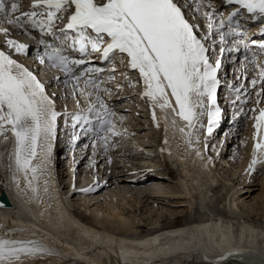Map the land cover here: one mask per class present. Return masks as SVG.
<instances>
[{
    "label": "bare ground",
    "instance_id": "obj_1",
    "mask_svg": "<svg viewBox=\"0 0 264 264\" xmlns=\"http://www.w3.org/2000/svg\"><path fill=\"white\" fill-rule=\"evenodd\" d=\"M218 1L220 7H224L222 1ZM0 27H10L14 31L13 27L7 23H1ZM1 35L2 32H0V40ZM14 49H16L15 46ZM24 59L22 60L23 66L33 72V60L31 58ZM54 72L55 70L52 72L44 71L41 76L45 79H51L52 76H55ZM36 77L41 81L38 76ZM61 81L62 79H60ZM66 85L69 86V89H66V95L68 94L67 98L70 99L74 96L73 88L71 83H66ZM45 91L54 101L55 107L60 104V102L58 103L60 97L54 96L55 91L53 92L51 89L53 95L47 89ZM259 91H261V86L257 82L252 88L246 85L241 92H233L232 94L234 97L242 95L243 102L240 103V106L235 105L236 110H238L237 114L240 108L245 110L244 102H249L251 98L256 109L251 121L248 122L250 128L248 136L251 140L248 150L244 151L245 156L243 158H241L242 156L238 157L237 153L230 158L232 161L236 159V164L243 169L241 171L244 178H240L239 183L248 180L250 184L253 181L251 177L256 176V168L263 167L264 169V152L256 149V156H253L256 143L263 141L264 138V130L258 134L254 127L256 123L254 117L259 115L258 109L262 107V104L256 103L257 100H260V97L256 95ZM172 98L169 90V100L172 101ZM68 105L71 109H76L78 107L77 100L74 99L70 104L67 102ZM205 105L204 113L207 111V100H205ZM60 112L58 116L59 119H62L63 116L60 115ZM161 115L169 130L166 132L167 152H163L164 158H159L160 160L157 158L152 163L154 168L156 166L164 167L158 171L159 173L147 171L140 166L141 161L131 157L124 158L125 156L122 160L124 165L114 167L116 156L112 144L109 145V141H107L108 147L105 148L103 140L98 143L92 141L90 144V139L86 141L82 138L77 142L78 144L69 148L70 154L68 156L72 157L76 153H80L79 150L82 151L85 148L91 149L92 156L87 160L86 167H88V172L91 175L88 174L91 177L89 182L93 181L89 186L83 184L82 179L76 181V178L73 179V166L69 165L72 176L69 181L70 186L68 185L65 192L63 191L64 186H61L60 170L58 171V162L62 160L59 159L58 155L66 147L65 145L60 146L53 140L50 164L36 182L39 189L38 193L33 194L31 191L25 190L23 178H20L19 187L14 182L13 137L8 133L6 141L0 138V195L5 191L14 205L11 208L0 207V216L7 219L15 214L17 217L12 219L13 225L5 224L6 221L4 220V225L0 224V230L8 237L7 239L36 241L47 250L43 254L23 257L20 264H184L189 261L188 264H212L217 262L215 260H219L217 257L224 259L230 257V261L222 264H264V175H260L259 181L263 185L260 188V194L250 201L251 211L257 216L260 224H255L258 222H255L256 217L252 216L254 221L251 219L252 217H249L251 216L250 212L245 215L240 210V204L245 202L240 199L238 192L235 191L236 186H232L226 193L224 207H226L228 214L210 211L212 187L219 183L217 172L214 169V166L217 165L215 156H210L203 163L195 160L191 154L192 148L186 142L176 140L177 137L185 139V134L178 130L177 120L179 118L174 115L172 107L163 109ZM131 116L134 117V115ZM63 118L64 123L69 121V115L66 114ZM203 118L204 114L198 117L195 128L190 129L192 138L198 136V129L201 127L199 124ZM125 123L126 126L132 128L131 122ZM139 123L141 125L133 126L132 131L129 132L137 138L146 136L144 133L147 131V128L142 126L141 122ZM236 131L230 133L231 135L235 134L232 138L237 135L238 129ZM76 135V131H74L73 136L75 138ZM221 142L222 140H216L212 150L221 151L222 147L226 145L225 141L224 144ZM227 149L224 152L227 153ZM96 152H98L97 155ZM201 153L202 155L205 154L204 148L201 149ZM81 155L80 153L78 156ZM98 155H101V158H98ZM197 156L201 157L200 154ZM226 157L221 155L220 158L223 161ZM146 158L144 157L142 160ZM254 158L257 163L252 165ZM94 160H98V163L101 162V164L106 163L104 169L107 171L111 166L113 167L105 180L98 173L101 169H94L97 165ZM147 162L145 160V163ZM124 168L131 170L132 173L128 174V170L126 172L122 170ZM113 170L115 173H112ZM253 170L255 171L253 172ZM251 172L253 175L249 177ZM204 175L211 178L208 179ZM153 183L158 190L151 188ZM165 186L177 188L174 193L177 192L182 197H186L185 201L189 202L190 206L195 205L199 211L207 213L208 216L199 217V219H184L180 211H172L166 209L165 205H160L162 200L166 201L170 197L165 191ZM131 187L133 189L147 187L144 197L135 196L134 204L131 202L132 194H128L129 190L125 191ZM45 188L47 191L44 190ZM161 189L163 191H160ZM160 192V195L165 196L157 195ZM84 197L86 198L84 199ZM95 197L98 200L92 202ZM101 197H103L102 200H99ZM246 197H250V195H246ZM142 198H145V202L153 203V206H149L148 212H150L146 216L143 212L144 205L138 211ZM156 205L157 209L155 208ZM91 206L94 208L90 209ZM254 207H258V210H255ZM132 208L136 209L132 210ZM128 213L133 215H127ZM84 221L94 227L87 225ZM182 226L185 227L174 229ZM146 227L149 228L147 231L144 229ZM64 252L74 255L80 260L71 258Z\"/></svg>",
    "mask_w": 264,
    "mask_h": 264
},
{
    "label": "snow or ice",
    "instance_id": "obj_2",
    "mask_svg": "<svg viewBox=\"0 0 264 264\" xmlns=\"http://www.w3.org/2000/svg\"><path fill=\"white\" fill-rule=\"evenodd\" d=\"M227 2L239 5L240 9H246L248 13L264 15V0ZM238 12L239 9L233 11L228 16V21ZM205 15L208 16L209 32L199 35L198 26L190 24L185 18L181 0H100L99 3L96 0H35L30 10L25 12L20 11L18 0H0V20L13 27L24 30L39 28L41 33L56 37L55 22L67 21L66 26L59 29L63 47L45 44L51 51L45 52L40 57V62L45 63L47 57L49 66L58 68L66 77L77 82L83 79L84 89L81 94L89 87L99 91V84L94 79L86 78L88 73L95 70L89 69L88 73L83 74L74 71L75 67L86 61L71 59L72 51H78L82 55L100 52L105 60L115 58L118 54H126L131 69L139 71L145 86L143 95L165 109L171 106L170 90V95L175 100L172 110L187 122L189 128H195L198 117L204 114L205 100L209 106L214 104L219 83L216 73L220 60L212 62L209 54L214 50L205 44L216 21L212 14L206 12ZM224 28L225 22L221 19L216 27L221 44L226 42L227 36L234 34L231 27L227 32L223 31ZM69 31L73 33L71 37L68 35ZM0 32L5 36L10 35L7 27H0ZM7 44L15 46L17 52L26 47L13 39H8ZM102 45L106 47L101 48ZM259 47L264 50V43ZM223 51L225 49L221 47L220 52ZM258 80L261 91L256 95L262 97L264 63L259 65ZM258 80L253 79L252 85L255 86ZM76 87L74 84L73 91ZM91 95V92H87L88 99H91ZM96 103L100 108H105L99 95ZM256 103L259 105L261 100ZM93 109L95 104L90 105L89 111ZM258 111L259 115L254 117V127L259 134L264 130V107ZM218 112L219 109H216L217 114ZM96 114L99 118V110H96ZM58 115L54 101L47 95L44 85L37 77L11 56L0 51V138L6 141L8 133L14 138V182L19 187L20 178H23L25 190L33 194L38 193L36 182L51 161ZM208 115L211 123L213 113L209 111ZM80 119V116L76 117L77 121ZM83 119L88 123V117ZM101 129L104 135L99 138L107 148L108 134L117 133L109 119L101 120ZM187 136L186 143L191 147L192 133L188 132ZM198 139L197 137V141ZM256 149L264 152V141L256 143L254 157ZM256 163L254 158L252 165ZM44 190L47 191V188ZM45 251L47 250L36 241L0 239V264H20L22 257L43 254Z\"/></svg>",
    "mask_w": 264,
    "mask_h": 264
},
{
    "label": "rangeland",
    "instance_id": "obj_3",
    "mask_svg": "<svg viewBox=\"0 0 264 264\" xmlns=\"http://www.w3.org/2000/svg\"><path fill=\"white\" fill-rule=\"evenodd\" d=\"M202 20L205 21V16L202 17ZM7 28H9V30H11L10 31L11 34L9 36H12V38L14 40H17L18 36L15 35L16 34L15 31H13L10 27H7ZM16 57H18V59L20 61L25 60L24 55H16ZM58 100H59L58 103L59 102L62 103L66 99L65 98L63 99L62 97H60V99H58ZM69 102L71 103L70 99H69ZM251 104H252V102H249L246 107L249 108L251 106ZM250 115H251V111H246L245 113H243L242 117L239 118L238 123L236 124V127L238 129L237 135L233 138H232V135H230V137L227 140L228 143H226V145H224V147H223V151H225L228 147V149H227L228 152L222 153V155L227 156V157L225 159H223V161H222V158H220L218 163L216 162L217 165H215L216 167H214V168L216 169V172H217V175L219 178V183L217 186L212 187V198L210 201V208H211L210 211H213L215 213L216 212L222 213L224 215L228 214L226 207H224V205L226 203V201H225L226 193L232 186H236L235 191L238 192L240 199L244 200V202H245V203L240 204V210H242V212H244L245 215H247V212H250L251 216H249V217H252V216L254 218L256 217L255 222H257L258 218L251 211L252 205H250L251 204L250 201L252 199H254L255 197H257L261 192L260 188L263 185H262V183H260L259 180L261 179V176L264 175V173H263L264 169H263V167L256 168L257 169L256 176L251 177V175H253V172L255 170H253V172H251L249 174V177H251V180H253V181H251L250 184L248 183V180H246L243 183H239V179L244 178V175H242L243 169H242V167L240 168V165L236 164V162H235L236 159L234 161H232L230 159L232 156L234 157L237 153H238V157L242 156L241 158H243V156H245L244 151L246 149L248 150V146H250V143H249L250 137L248 136V133L250 131V128L248 127V122L251 121V120H249ZM139 117L142 118V120H141L142 122L150 125V119L148 117H146V118L141 117V116H139ZM138 124H140V123L138 122ZM142 125H143V123H142ZM150 127H152V126L150 125ZM126 129L131 130L132 128H126ZM146 130L147 131L144 134L147 136H152L151 138L148 137L147 140H149L151 142H155L157 134H158L156 132V130L154 128L153 129L147 128ZM243 139L245 142L243 141ZM245 143H246V145H245ZM112 149H113V147H112ZM124 149H125V147L121 146V145H117V141H116V145H114V149H113V151L115 152V156H116V158L114 159V161L116 160V164H114V167H118V166L122 167L124 165V164H122V162H123L122 160L124 158H127V153L122 152ZM63 150H64V152H63ZM63 150L60 153V155H58L59 159L63 160V161L61 160V162H58V166H59L58 171L60 170L59 175H60V180L62 181L61 186L62 187L64 186L63 191L65 192V190H67V188H68V185L70 186L69 181H70L72 174L69 171L70 170L69 165L73 166V175H74L73 179L76 178V181H79V179H82L83 184H85V185H87V183L91 184L92 181L89 182V179H91V177H90L91 175L88 172L89 170H88V167H86V164H87V160L92 156L91 155L92 150L91 149L88 150L87 148H85V150H82L83 152L79 150L78 152H80L82 155L78 156V155H80V153H76L72 157L68 156L70 154V151L68 150V148H64ZM242 151H243V154H242ZM97 153L98 152H96V155H97ZM100 156L101 155H98L97 157L101 158ZM123 156H125V157L123 158ZM117 157H118V159H117ZM217 158L218 157L215 158L216 161H217ZM235 158H237V157H235ZM220 160H221V162H220ZM224 161H226V162L223 163ZM70 162H71V164H70ZM94 162L97 163V165H96V167H94V169L100 168L101 170H99L98 173H100V176L102 177V179L105 180L108 177V175L110 174V171H111V169H113V167L111 166L107 171L106 169H104L106 163H104V164H101V162L98 163V160L97 161L94 160ZM113 163L114 162L112 161V164ZM161 168H164V167L161 166ZM122 170H125V172H126L128 169L126 170V168H124ZM112 173H115V171L113 170ZM131 173H132L131 170H128V174H131ZM157 173H159V172H157ZM88 174L90 176H88ZM81 187H84V186L81 185ZM146 188L147 187L134 188L133 189V187H131V188L125 189V191L126 190H129V192L131 191L130 193L128 192V194H132L133 198L131 197V199H132L131 202L134 204L133 199H135V196L137 195L138 197H144L146 194L145 191L147 190ZM165 188L163 187V189H165V191L168 192V195L170 197H168L167 199L164 198V199H166V201L162 200L161 202L160 201L159 202H160V205H162V204L165 205L164 207L166 209H170L172 211H180V213L182 214V217L184 219H186V218L199 219V217L208 216L207 213H203L202 211H199L195 205L190 206V203L185 201L187 199L186 197H182L177 192L174 193V191H177V188L170 187V186H165ZM163 189H161L160 191H163ZM147 192L149 193V191H147ZM159 194H161V192ZM246 195H250V197H246ZM164 196L165 195H163V197ZM85 198L86 197H84V199ZM102 198L103 197H101V199H99V200H102ZM97 200H98V198L95 197L92 202H95ZM144 200H145V198L144 199L142 198V200H140L141 202L138 206V211L144 205V207H143L144 209L143 208L142 209H143L144 215L146 216L150 212V211L148 212V210H150L149 206H153V203H151L150 201L145 202ZM166 205H168V206L166 207ZM93 208H94V206L90 207V209H93ZM155 208L157 209V205ZM254 208H255V210H258V207H254ZM135 209L136 208H132V210H135ZM252 214H254V215H252ZM127 215L132 216L133 214L128 213ZM167 215H170V214L167 213ZM91 217H92V215H91ZM253 217L251 219L254 221ZM88 218L91 219L89 216H88ZM105 223H106V221H105ZM108 224H110V222H108ZM255 224L256 225L260 224V222L258 221ZM144 229L147 231L149 228L147 229V227H146ZM133 230L137 231L136 229H133ZM188 263H190V261L185 262L184 264H188Z\"/></svg>",
    "mask_w": 264,
    "mask_h": 264
},
{
    "label": "water",
    "instance_id": "obj_4",
    "mask_svg": "<svg viewBox=\"0 0 264 264\" xmlns=\"http://www.w3.org/2000/svg\"><path fill=\"white\" fill-rule=\"evenodd\" d=\"M11 207L12 202L10 201L7 193L3 191L2 195L0 196V207Z\"/></svg>",
    "mask_w": 264,
    "mask_h": 264
}]
</instances>
